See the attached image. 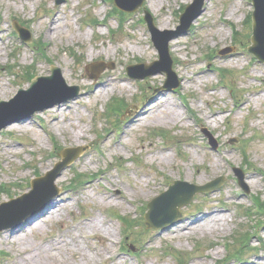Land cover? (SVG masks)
Listing matches in <instances>:
<instances>
[{
  "label": "rangeland",
  "instance_id": "rangeland-1",
  "mask_svg": "<svg viewBox=\"0 0 264 264\" xmlns=\"http://www.w3.org/2000/svg\"><path fill=\"white\" fill-rule=\"evenodd\" d=\"M192 1L145 0L121 14L113 0H0V87L10 90L0 100L29 88L30 78L50 76L51 66L59 69L64 87H78L75 95L71 90L38 100L60 101L33 114L27 115L22 102L18 111L6 110L2 119L18 118L0 130V204L22 194L15 180L26 183L23 192H29L30 181L53 168L62 151L84 148L55 179L58 195L45 207L50 210L1 230L0 264H264V64L246 50L250 0L203 1L188 32L168 44L180 80L176 87L159 89L164 73L143 79L126 75L127 66L158 59L145 12L157 28L172 30ZM15 22L28 30V41L17 36ZM53 22L61 32L49 35ZM226 47L231 51L218 54ZM100 61L106 65L91 77L86 66ZM37 65L46 73L39 74ZM70 70L83 77L69 80ZM8 80L19 83L8 85ZM103 83L114 87L106 86L108 94L96 93ZM43 84L36 99L55 89ZM166 104L178 119L169 118ZM205 167L215 172L206 176ZM233 167L241 168L246 189ZM195 172L203 178L198 183L195 175V184L223 181L210 192L194 194L171 228H146V204L160 193L149 199L143 194L155 181H164L165 191ZM82 176V186L71 187ZM60 199L66 203L57 211L53 206ZM216 212L226 217L224 229L191 233L186 228L195 217ZM120 217L128 224L126 232ZM94 218L96 226L88 227Z\"/></svg>",
  "mask_w": 264,
  "mask_h": 264
},
{
  "label": "water",
  "instance_id": "water-1",
  "mask_svg": "<svg viewBox=\"0 0 264 264\" xmlns=\"http://www.w3.org/2000/svg\"><path fill=\"white\" fill-rule=\"evenodd\" d=\"M64 0H57V3H61ZM115 4L122 10L125 11H134L139 5L143 3L144 0H114ZM254 5V11L252 13V37L250 38L252 45L248 47V50L253 53L261 62L264 63V0H252ZM202 6V0H195V2L187 6L185 12L183 15H181V24L177 28L176 31H169V32H159L152 24L151 18L147 16L146 20L148 22L153 40L155 42L156 47L159 50L160 58L161 60L153 62L151 65H141L139 66H131L129 68L128 74L133 77H145L152 74H155L157 72L164 71L167 76V80L165 85L161 89H171L173 87H176L179 84V81L176 80V76L171 68V61L169 59L168 55V48L167 43L168 41L175 37L176 35L180 33H184L187 31V29L190 26V23L194 20L196 16L200 14ZM15 29L17 30L19 36L23 40H28L30 38L29 32L17 25H15ZM167 33V36L159 38L161 34ZM229 51V49H224L220 51L221 54H225ZM140 68L143 72L141 75H135L131 72V69ZM92 68V66H91ZM55 73L58 74V70L54 69ZM93 71V68H92ZM96 71H93L92 75L95 76ZM40 80L45 79L44 77H40ZM77 88H75V91L73 95L76 94ZM33 89L28 91H22L20 90L19 94L15 96L13 99H11L10 102H0V129L7 124L13 122L16 120V118L13 117H6L4 119L2 118V112L8 108L13 106L14 104L24 101V107L26 108L27 115L34 113L37 110H42L44 108L52 106L54 103L60 101L52 100L50 102H35L33 98ZM82 151L81 148H70L65 150V160L62 163H58L56 168L47 173L46 178L40 179L45 182H49L52 184L53 179L59 174L61 169L68 164L69 162L73 161L76 157L79 156L80 152ZM237 175L239 177L240 183L242 184V172L239 170H236ZM39 181V180H38ZM220 184V181H213L211 183H207L202 186H196L189 184L187 182L183 181H175L167 190L166 192L162 193L158 197L154 198L149 204L148 207L151 209V211L145 215L146 218V226L148 228L154 227V228H166L168 226H172L174 221L179 217L178 209L176 207H172L169 212L164 215H158L157 213H154L155 208H157L165 199L169 198L172 195H180L177 204H187L191 199L194 193L196 192H206L210 191L216 187H218ZM56 194L55 191H52L50 194L43 197L35 206L25 209L22 211L19 215L16 217L2 223L0 225V229L2 228H8L11 226L16 225L19 223L23 218H25L28 215H31L38 210H40L44 204L51 199ZM5 204H3L4 206Z\"/></svg>",
  "mask_w": 264,
  "mask_h": 264
},
{
  "label": "bare ground",
  "instance_id": "bare-ground-1",
  "mask_svg": "<svg viewBox=\"0 0 264 264\" xmlns=\"http://www.w3.org/2000/svg\"><path fill=\"white\" fill-rule=\"evenodd\" d=\"M155 2L157 1V0H154ZM166 26V22H165V24H160V27L161 28H164ZM61 32V29H60V25L59 24H57V23H55V22H53V24L52 25H50V27H49V31H48V34L49 35H51V34H58V33H60ZM176 42H177V40H172L171 41V43L172 44H176ZM133 49V48H132ZM173 50H177V47L176 48H173ZM117 51V50H116ZM141 51V50H140ZM98 55V54H97ZM89 56L93 59L94 58V53L92 52V51H90L89 52ZM80 60H81V58H80ZM82 61V60H81ZM118 62L119 63H123V57H121V56H119V58H118ZM34 69L39 73V74H45L46 73V68H45V66H43V65H37V66H35L34 67ZM74 70H70V72H69V76H67V78L69 79V80H75V81H78V79L79 78H81V77H83V74L81 75V74H75V76H74ZM62 74H63V76H64V72L62 71ZM9 81V83H8V85L10 84V85H14L15 83H19V82H16V81H13V82H15V83H13V82H11L10 80H8ZM111 82H113L112 80H109V83H111ZM47 83V82H46ZM48 84H52L53 86H55L56 88H58L59 87V83H58V81L56 80V79H54V78H51L49 81H48ZM124 85V84H123ZM41 86V84H39L38 86H37V84H35V86L34 87H40ZM99 86V88H98V90L96 91V89L94 90L96 93L97 92H100L101 91V89H103L104 90V94H108L109 93V90L106 88V86H110L111 87V89H113V85L112 84H108V83H103V84H99L98 85ZM104 87V88H103ZM8 92H10V90L8 89V87L7 86H5V85H3V86H1L0 87V96L1 97H3L4 99L7 97V94H8ZM95 92H93V93H95ZM151 107V106H150ZM149 106H146V108H150ZM166 107H167V104L165 105V109H166ZM167 111H168V116H169V118H173V119H178L179 117H178V115L176 114V112L173 110V109H171V108H169V107H167V109H166ZM140 115H138L137 117H139ZM136 117V116H135ZM136 117V118H137ZM162 157H164V155L162 156ZM168 157V156H167ZM31 170L33 171V172H35V170H36V168H34V167H32L31 168ZM47 170V167L46 166H44V164H42V171H46ZM215 172V170L214 169H210V167H205L204 168V175H211L212 173H214ZM196 175V177H198L197 179H196V181L198 182V183H200L202 180H203V178L201 177V174H197L196 172L195 173H193L192 175H186V179H188V180H186V181H188V182H190V183H194L193 181L195 180V176ZM61 180V178H59V180H57L56 182H58V181H60ZM15 185H16V187H17V190L16 191H19V192H23L24 190H27V185H26V183H24V182H21V181H19V180H15ZM165 185V182L163 181H161V182H158V181H155L154 182V184L153 185H151V188H150V190L148 191V192H145L143 195L144 196H146L148 199L150 198V197H152L153 195H155L156 193H160L161 191H163V186ZM179 197H180V195H172V196H170L169 198H167L165 201H167V200H175V204H176V201L179 199ZM164 201V202H165ZM61 203H62V205H64L65 203H66V201L64 200V199H60V201H59V204H57V205H54L53 207H55L54 209H56V207H57V211L60 209V207H61ZM46 211H48V210H50V208L49 209H45ZM220 214L219 213H211V214H208V215H206L202 220H199V218L198 217H195L192 221H191V223H189V224H187V226H186V228L189 230V232H191V233H193V231L194 230H196V229H203V230H209V231H215V229L217 228V229H219V228H222V229H224V223L226 222V217L224 216L223 218H220ZM96 223H97V219H93V221L92 222H90V224L88 225V227H90V228H94L95 226H96ZM222 226V227H221ZM191 228L193 229V230H191ZM106 231L107 232H109V230H108V228L106 229ZM204 232V231H203ZM15 238H16V236H14ZM15 240H17V239H15ZM18 243H19V245L20 244H23L24 243V241L19 237L18 238ZM24 246V245H23ZM22 247V246H21Z\"/></svg>",
  "mask_w": 264,
  "mask_h": 264
}]
</instances>
